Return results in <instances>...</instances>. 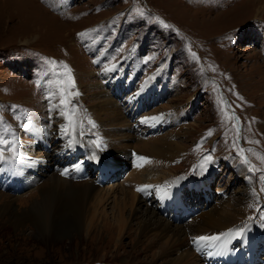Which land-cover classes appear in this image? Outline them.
I'll use <instances>...</instances> for the list:
<instances>
[{"label":"rangeland","instance_id":"1","mask_svg":"<svg viewBox=\"0 0 264 264\" xmlns=\"http://www.w3.org/2000/svg\"><path fill=\"white\" fill-rule=\"evenodd\" d=\"M260 2L264 4V0H0V122L14 130L16 152L21 143L26 148L36 140L39 143L34 150L50 154V144L58 143L51 134L32 136L28 125L40 122L48 128L53 126V105L61 98L60 81L67 79L64 65L71 69L75 81L71 91L80 93L71 99L75 120L82 124L73 135L86 147L75 149L76 160L53 154L47 161L24 157L21 161L11 160L10 152L4 153L6 158L0 159V264H169L172 255L175 257L166 251L152 260L156 248L146 249L134 235L119 237L109 226L102 227L101 232L91 231L89 236L85 230L41 235L27 224L14 227L9 215L1 213V205L10 199L15 211L33 199L41 200L34 187L52 171L74 182L93 178L95 183L103 165V179L108 178L101 185L95 184L101 190L118 191L105 203L104 217L114 225V201L119 205V189L131 182L135 163L140 160H131L125 152L104 161L93 159L91 154L100 158L99 149L105 144L98 138L101 131L88 120L96 117L90 109L99 98L94 94L110 91L116 83L112 95L107 94L125 117L130 116L131 134L122 142L114 137L113 142L122 145L131 136L133 149L138 134L156 138L170 130L178 133L173 140L178 143L176 154L164 160L147 158L148 162L156 161L144 172V178L158 179L155 186H182V199L175 202L176 207H164L158 201L164 198L152 187L137 191L136 196L157 211L158 217H168L172 226L189 225L201 209L233 206L229 200L240 197V229L253 227L248 230L263 234L264 9L253 12ZM135 101L141 102L142 108L137 109ZM162 105L172 110L166 119L160 114L147 122L139 118L144 112L158 113ZM62 119L66 124L64 116ZM209 130L211 135H207ZM77 171L81 176L77 177ZM200 180L201 186L197 183L195 190L190 188ZM140 214L143 219L147 217L143 210L133 217ZM135 222L128 218L126 227ZM158 232L151 229L147 233ZM231 232L228 238L233 239L227 241L232 252H241L243 261L239 264H249V257L250 264L264 259V242L242 246L238 239L245 237ZM170 236L163 232L156 241L166 246ZM199 236L188 235L180 249L193 247V253L206 264L208 253L221 242H201L199 247L193 241ZM228 238L221 237L220 241ZM233 255L228 257V264L236 259Z\"/></svg>","mask_w":264,"mask_h":264},{"label":"bare ground","instance_id":"2","mask_svg":"<svg viewBox=\"0 0 264 264\" xmlns=\"http://www.w3.org/2000/svg\"><path fill=\"white\" fill-rule=\"evenodd\" d=\"M263 9L264 4L260 2L259 5L253 9V12L260 13V11H262ZM107 91L108 90H105L100 93L94 94V97L99 96V98L97 99L96 103L93 106L91 105L92 107H90V109L93 110L94 116H96L95 118L93 117L92 120L95 124V128H98L102 133V135L98 138L105 144L103 145L102 149L101 147L99 149L100 158L97 155L93 156V154H91V157L93 159H101L102 161H104L106 160V158H116L117 155H120L125 152L126 156L128 158H131V160H138V157H144L147 159L151 158V156L164 160L170 159L174 154H176L177 149H179L178 143L173 142V140L174 136L178 135V133L172 132V130L168 131L169 133L164 134V136H157L158 138H153L152 135L146 137L143 134H138L137 141L135 139L136 142L134 143L133 149L130 147L131 138H133L131 136H129V138H126L122 145L113 142L114 137L120 139L118 140L119 142H122V138L130 135L131 133H128V126L131 127V124L129 125L128 122V119L130 121V116H124L121 109L109 96L110 91H108L109 94H107ZM119 99L116 98V101H118ZM135 103L136 101L133 102L134 106ZM139 107H141V102L138 101L137 109ZM169 109V106L162 105L158 113L153 112L151 114V112H144L139 118L144 121V118L146 117H157L158 114H160L166 119L167 117L165 116L170 115L168 114L170 113V111L172 112V110ZM131 111H129V115L135 116L134 112ZM177 112L182 113L180 111ZM60 113L61 112L59 108L54 109V114H52L54 123L52 124L53 126H50L49 128L44 124L41 125L40 122H33L32 124L28 125V132L36 138H39V135H41L42 133L51 134L52 139L58 138V143L50 144V154H47L45 152H36L34 150V146H36L39 142L34 140L35 143L30 144L26 148L22 147L23 143H21L20 148H18L17 154L14 157L12 156L11 158L13 159L11 160H19V158H21L22 161L24 157L27 158V160L38 159L42 161H47L49 156L53 154L58 157H63L67 155L69 159L73 157L76 160L77 156L75 149L83 150V148L85 147L84 143L82 144V142L78 140L73 134H64V132L62 131V125H65V123ZM172 117L175 120V116L172 115L171 118ZM159 124L160 123H158V125ZM160 127L162 126L160 125ZM176 129L177 128H175L174 130L177 131ZM140 130L141 129H139V131ZM58 134L60 135V137L58 136ZM155 159H153L154 161L152 160L149 162H144L140 160L139 163H135V168L133 169L134 171L132 173L133 178L132 176L131 178H129L131 179V182H128L125 187L119 189V205L117 202L118 200H113L115 202L113 206L116 209L117 216V218L114 219V225L110 224L107 221V218L104 217L106 215L105 203H108V198L109 196H111L112 193L116 195L118 191H114L113 189L101 190V188H98V186L92 182L93 178L92 180L87 178V180L78 179V181L74 182L70 179H66L65 177L61 176V172L59 173L54 171L48 174V178H46L44 181L34 187L37 193L40 194L38 197L41 200L33 199L29 202V205L27 207L22 208L20 211H15L13 199H10L5 201L1 205V213L9 215V218H11V223L14 227L20 228L27 224L28 226H30V228L35 229L36 232L41 235H44L45 233L49 232H54L56 234L58 232H62L63 234H68L71 230H75L76 232L85 230V234L89 236L91 234V231L93 232L94 230H98L101 232L102 227L109 226L108 229H111L110 231L116 233L119 237H122L120 235H123L125 233L130 236L134 235V237H137V243H145L146 249L151 247L154 249L156 248L158 252H152L151 259H154L157 253L162 254L163 252L166 253V251H170L172 252V254L175 253V257L172 255L169 260V264H203V260L201 261L193 253V247L188 246L186 247L185 251L184 249H180L181 247H183L182 241L185 240L184 238H186L188 235L199 236L204 233L206 234V232H208L206 234L208 236L219 235L223 232L226 233L229 230H234L235 232H237L236 230H239L241 228V226H239V221L242 220V216L240 215V213L242 212L241 204L243 199H240V197H238L237 199H232V201L230 199L229 203L233 202L234 207L222 206V208L213 209L212 211H205V208L202 207L203 209H201L199 216L196 217L193 223H189V225L185 226H172L170 225L171 221L168 217H165V219L167 220L163 219V217H158L157 211L152 209L149 205H146V202H144L140 197L136 196L137 188L143 187L149 183H153L151 184V189H154V192L157 194L158 197H161L166 191L169 190L168 187L170 186H168L167 184H160L155 186L156 182L154 181H159L158 179L146 180V178H144V172L147 171L149 165L155 164ZM59 160L57 159V162ZM75 162L77 163L78 161ZM163 178L160 179L162 180ZM201 181L202 180L195 181V186L197 185V183H199L201 186ZM163 189L164 192H162ZM145 192H143V194H145ZM0 197H2L1 193ZM166 201L169 202L170 200ZM92 202H94V206H92L91 210L90 205ZM134 202H136V207H134ZM219 202L222 203L224 202V200H220ZM173 206L176 207L177 205L174 204ZM142 210L146 212V218H142L143 216L141 215L143 214L133 217L134 214L142 213ZM228 212L230 213L227 214ZM128 218L131 220H136V222L131 223L128 225V227H126ZM100 221H102L103 223L101 222L100 224ZM235 223H237L238 225H235ZM125 228H127V230ZM151 229H156L159 232L157 234L149 235L147 232ZM252 231L254 232V230ZM163 232H168L171 235V239H169L170 241L166 246L165 243L162 244L156 241L160 238V235H162ZM225 238H228V236ZM229 238L226 240H229ZM219 244L220 243H218L217 245ZM199 247L201 246L199 245ZM228 248V243L225 248L218 247L216 251L214 250V252L210 256L211 262L208 261L206 264H221L222 261V264H228L227 258L233 253L231 248H229L230 250ZM217 258L220 259L219 262H215ZM229 264L238 263H234L233 260H230Z\"/></svg>","mask_w":264,"mask_h":264},{"label":"snow or ice","instance_id":"3","mask_svg":"<svg viewBox=\"0 0 264 264\" xmlns=\"http://www.w3.org/2000/svg\"><path fill=\"white\" fill-rule=\"evenodd\" d=\"M143 14V13H141ZM165 27H168V25H165ZM78 35L80 36H86L87 33H79ZM112 68H115V65L112 66ZM106 71H110L111 69H105ZM64 75L67 77L66 81H60V89H59V94H60V102L58 105H53V108H61L63 109L61 111V115L64 116L66 120V124L62 125V131L64 132L65 135H70L75 133L77 127L82 128V124H77L75 120V112L76 109L74 106L71 104V99L74 96H79V92H73L71 89L75 88V81L72 76L71 69L68 68L66 65H64ZM16 107V106H13ZM25 117L27 116V113L24 114ZM232 118V117H228ZM149 119H158V117H151V118H144V122H147ZM88 123L95 127V124L93 121L90 119L88 120ZM24 127H27V125H22ZM81 135H83V132L81 131ZM207 135H211V130L207 133ZM97 147H99V144H97ZM17 143H16V138L14 134V130L11 128V126H5L2 122H0V159H5L6 157L4 156L5 152H10L12 153L13 157L17 154ZM243 150H241V153ZM210 159V158H209ZM138 160L148 162L146 158L144 157H138ZM247 162V161H245ZM141 166V165H137ZM65 174V173H62ZM152 187L150 185H145L143 187H138L137 191H143L144 188ZM264 218V217H262ZM243 234V230H239L234 233L236 236H240ZM233 235L231 230L226 233H221L219 235H213V236H199V237H194L193 241L196 243L198 246L201 244V242H206V241H220L221 237H227ZM227 240L221 241L220 245L218 247L220 248H225L227 245ZM209 255H212V253H208Z\"/></svg>","mask_w":264,"mask_h":264}]
</instances>
